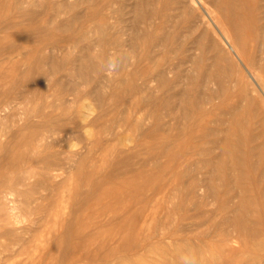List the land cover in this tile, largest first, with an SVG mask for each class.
<instances>
[{
	"label": "rangeland",
	"instance_id": "obj_1",
	"mask_svg": "<svg viewBox=\"0 0 264 264\" xmlns=\"http://www.w3.org/2000/svg\"><path fill=\"white\" fill-rule=\"evenodd\" d=\"M243 3L256 46L264 0ZM136 11L144 17L132 23ZM148 23L149 36L139 37ZM208 26L193 0H0V197L14 190L17 199L16 219L0 201V264H191L194 253L232 264L252 256L219 228L216 199L189 191L192 176L205 177L198 171L208 156L192 149L189 109L177 106L169 121V90L149 74L166 58L160 68L179 70L180 90L199 58L206 72L229 69L225 60L216 66L225 46L210 47L217 38ZM157 34L171 45L146 39ZM162 116L172 127L150 136Z\"/></svg>",
	"mask_w": 264,
	"mask_h": 264
},
{
	"label": "bare ground",
	"instance_id": "obj_2",
	"mask_svg": "<svg viewBox=\"0 0 264 264\" xmlns=\"http://www.w3.org/2000/svg\"><path fill=\"white\" fill-rule=\"evenodd\" d=\"M193 1L200 5L205 13V17L208 19L209 29L207 34L212 33L217 38L216 40L212 39L209 41L210 47H213L215 50V48L220 49V44L225 46V51L222 52L225 54L220 53V56H217L215 59L216 66H219L221 63L220 61L225 60V65H227V62L229 61L228 65L230 68L223 69L219 66V69H222L220 72L214 70L213 72H206L207 69L204 70L205 68L202 67L203 65L199 66L202 63L201 58H199L197 62L194 61L192 63L191 67L194 68V72L190 71V75L187 76V86L180 90L178 89L179 87H177V83L180 80L179 70L175 67L160 68L165 65L166 58H164L165 60L162 61L157 70H151L149 74L155 72L156 76L153 77V81H157L158 85L160 84L169 90V94L167 93L166 95V118H168L169 121L177 120V106L178 108L189 109L186 112H189L187 114L192 115L191 118L188 116V118H190L189 123L192 125L190 126L189 131L193 146L192 149H194L195 152H200L205 156H208L201 161L202 164L200 163L204 171H202L203 169L198 171L199 173L204 174L205 177L203 179L201 178L200 181L197 180L196 176H192L190 181L191 188H189V191L192 192L191 194H194L195 191L200 189L205 192L207 198L216 199L215 201L219 203H217L219 206V212L223 218H221L222 223H220L221 226L219 225V228L221 229L222 227L221 230H225L223 228H226L225 231L227 232V236L229 235V237L233 238L234 242L239 243L240 245L243 244V246L246 244L245 246H249L248 249L253 250L252 256L250 255L251 252L249 254L250 257H246L245 252H248V249L244 246L245 250H242L245 251V254H243L246 258H244L243 255V259L240 258L241 261L239 260L232 264H264V75H262V73H264V57L258 59V53H261L264 56V28L261 33L259 32L260 35L254 36V40L259 41V44L257 42L256 46H253L251 45L253 38L250 35V29L244 24L246 21L252 19L251 15L246 12V6H248V4L243 3L244 0H214L210 4L211 7L207 6L204 0ZM257 6V8H259V5ZM136 9H138V6ZM214 9H218V15L220 16L215 14ZM142 17H144L143 14L136 11V16L132 19V23L139 22ZM253 17H255V14ZM250 23L252 22L250 21ZM140 24H144V22H140ZM151 24L152 23L146 24L143 29H139L137 26L138 28L135 29H139L140 32L136 34L141 35L139 37H148L150 31L147 26H150ZM226 25H228V28ZM257 25V31H260L261 28L259 27V24ZM255 26L251 28V30H253ZM146 39H151L154 43L157 40H161L159 39L158 34L153 38L150 37ZM147 40H143L142 42L148 43ZM198 41H200V39ZM160 44L169 47V38H165ZM182 44L179 46L180 49L181 46L182 49L184 48ZM205 44L206 42L203 44V42L200 41L198 47L200 49L203 47L204 49L206 47ZM175 52L176 54L179 53L177 51ZM143 54L145 55V53ZM146 55L148 58L150 56L149 52L146 53ZM205 57L206 56H204L203 59ZM187 61V57L182 59V62ZM158 62L159 61H157L156 64ZM122 65L123 62L119 63L117 65V70H119ZM221 65L224 64L222 63ZM199 67H202L203 72ZM253 68L259 71L258 74L254 75L252 73ZM171 72L174 73L173 79H169L167 76V74ZM143 74L144 72L142 75ZM225 76L228 80H225ZM145 77L146 75L141 78L144 82H146ZM126 85L131 89L136 88L135 84L132 82H126L125 86ZM188 85H190V87ZM141 90L144 91V88L142 87ZM146 98L150 101L156 99L154 95L150 94L146 96ZM174 98L179 100L180 105H175ZM155 103L156 102L153 104ZM155 107L158 108V103ZM217 110H219V114L217 113ZM186 112H183V114H186ZM201 114L205 115L203 119L199 118V115ZM163 116L158 119L156 118L155 126H153L152 129L150 128L149 131L146 129V132H167L166 130L169 132V128L172 127L171 124L173 122H164ZM136 127H138V125ZM138 128L135 129L138 130ZM70 129L71 128L67 130L70 131ZM181 130L182 127L180 128V131ZM177 133H179V131L172 133L174 134L173 136H175V139ZM149 134L150 136L152 135L151 133ZM157 135L155 134V136ZM159 136H162V134ZM167 136L169 135L166 133V138ZM201 138L205 139L206 146L200 144ZM165 140L166 142L168 141L167 139ZM169 140L172 141L171 139ZM169 144L171 145L172 142L169 143L168 141V145ZM2 191L3 189L0 192ZM13 191L14 190L8 191L3 197H0V201L2 198L6 201L5 206L9 205L8 209H10L11 217H15L16 214L14 213L16 209V205L14 204L17 199L15 198L16 193ZM182 254L180 253L181 256ZM209 257L212 258V256ZM209 257L207 259H209ZM213 257L216 260L214 255ZM191 260V264H216V262H218L213 258L206 260L202 258L199 253L191 255Z\"/></svg>",
	"mask_w": 264,
	"mask_h": 264
}]
</instances>
